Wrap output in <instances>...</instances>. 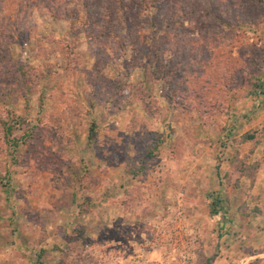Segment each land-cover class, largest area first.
Segmentation results:
<instances>
[{"label":"rangeland","instance_id":"374dc122","mask_svg":"<svg viewBox=\"0 0 264 264\" xmlns=\"http://www.w3.org/2000/svg\"><path fill=\"white\" fill-rule=\"evenodd\" d=\"M189 1L0 0V264H264V0Z\"/></svg>","mask_w":264,"mask_h":264},{"label":"trees","instance_id":"16d2710c","mask_svg":"<svg viewBox=\"0 0 264 264\" xmlns=\"http://www.w3.org/2000/svg\"><path fill=\"white\" fill-rule=\"evenodd\" d=\"M144 1V7H150L152 8L153 10H160L162 9V7L168 3L169 0H143ZM199 1H203L204 3V6H208L210 5L211 3H219V6L221 5V7L223 6L220 2V0H199ZM240 1V4H243V5H246V4H251V1L252 0H239ZM177 2L180 4L179 7L181 6L182 8L184 7H188V5H190V1L189 0H177ZM225 3L228 5V8L229 10H231V13H229V16L232 18L231 20V23L228 24L227 21H221V18H220V14H219V11L218 10H209V13H207L205 11V14H209V16L211 18L214 19V21H216V23H219L220 25H225V26H233L235 25L236 23L240 22V23H245V22H251V20H247L245 18V15H243L240 11L239 13L240 14H236L234 17V10L235 7H236V3H237V0H225ZM240 7V6H239ZM206 14V15H207ZM248 17V16H246ZM262 16H258L257 20L260 19ZM256 62L258 63V65L256 66H260L259 69H258V72L262 73L263 72V68H264V64L261 65L262 63V60L261 59H257ZM29 79V78H28ZM248 79H250V88H248V93H251V94H255L256 90H259V91H262V85L260 84V80L259 78L256 76V75H250L248 77ZM1 130L3 131V138L5 140L6 143H10V145L14 146V147H18V146H23L25 145L26 143V140H30L32 135H28V134H21L20 136V139L18 138H13L12 134H13V130H14V127L11 126V125H6L4 124L3 126H1ZM89 132L93 135V126L90 127L89 129ZM91 134H88L87 138H89L91 136ZM25 136V137H24ZM253 138L252 135H248L246 134L245 135V139L246 140H251ZM68 168L72 169V171L70 172L73 176V179H77L79 181V183L81 182V180L83 178V176H80L78 174V171L76 170L75 166L74 165H71L69 166ZM219 200L218 198H214V206H216L218 203Z\"/></svg>","mask_w":264,"mask_h":264},{"label":"built area","instance_id":"2783aa9c","mask_svg":"<svg viewBox=\"0 0 264 264\" xmlns=\"http://www.w3.org/2000/svg\"><path fill=\"white\" fill-rule=\"evenodd\" d=\"M257 101V100H256Z\"/></svg>","mask_w":264,"mask_h":264},{"label":"crops","instance_id":"0c3cea01","mask_svg":"<svg viewBox=\"0 0 264 264\" xmlns=\"http://www.w3.org/2000/svg\"><path fill=\"white\" fill-rule=\"evenodd\" d=\"M257 99V98H256Z\"/></svg>","mask_w":264,"mask_h":264}]
</instances>
